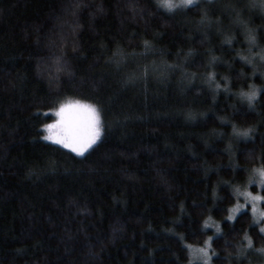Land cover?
Here are the masks:
<instances>
[{"label":"trees","instance_id":"obj_1","mask_svg":"<svg viewBox=\"0 0 264 264\" xmlns=\"http://www.w3.org/2000/svg\"><path fill=\"white\" fill-rule=\"evenodd\" d=\"M133 3L0 0V264H186V251L167 229L183 233L208 216L219 221L236 203L235 198L225 200L223 212L202 214L191 206L204 199L205 184L197 181L205 169L229 163V155L217 151L226 147L228 137L214 142L211 134L230 133L231 124L224 127L215 117H228L241 127L264 118L232 116L233 106L242 107L239 97L223 88L214 91L225 78L232 92L264 83L239 59L250 54L246 28L255 29L258 38L264 34V13L249 8L251 0H205L201 7L207 16L201 23L200 8L166 19L151 8L141 12ZM231 37L235 42L229 43ZM144 40L155 45L154 55H139ZM117 44L125 53L137 54L122 75L133 73L137 64L141 72L148 65L147 83L122 86V75L105 64ZM259 44L264 46V39ZM251 51L258 48L253 45ZM163 64L178 67L171 72ZM209 72L215 77L211 84ZM192 73L194 87L189 84ZM161 75L167 82L158 79ZM69 98L105 108V140L85 159L39 139L44 135L39 126L54 119L47 109ZM260 104L264 95L256 109L264 114ZM209 109L215 116L206 122L185 119L189 111L199 117ZM247 156L242 153L233 162L250 167ZM45 159L58 161L55 171L44 172ZM231 175L230 167L211 175L206 208L212 204L213 183ZM246 175L240 173L238 180ZM177 217L183 221L179 227L172 222ZM250 219V213L241 216L239 232L212 244L221 257L235 252L225 240L238 241ZM221 228L227 232L228 224ZM211 234L209 229L187 242L202 245ZM249 234L256 247L264 244L255 230ZM248 256L212 264H264V256Z\"/></svg>","mask_w":264,"mask_h":264},{"label":"snow or ice","instance_id":"obj_2","mask_svg":"<svg viewBox=\"0 0 264 264\" xmlns=\"http://www.w3.org/2000/svg\"><path fill=\"white\" fill-rule=\"evenodd\" d=\"M205 0H148L146 5H141L139 0H134L133 7L139 8L141 12L147 8H151L153 13H160L166 19H171L177 12H187L193 8L201 9V23L207 16V9L202 8L201 4ZM77 7L81 5L77 4ZM249 8H259L261 13H264V0H251L248 5ZM244 24L246 22L240 21ZM132 35H137L133 33ZM164 33L157 34L153 37V40L162 38ZM259 39H264V34H260L259 38L256 35V30L252 28H246V40L249 43V55L240 56L239 59L248 65L253 67V74H259L264 77V46L259 44ZM235 42V37L229 39V43ZM256 46L258 51L252 52L251 47ZM144 52L140 53L141 56L149 54H155V45L149 40L143 41ZM102 51L107 52L108 49L102 48ZM163 51V49H161ZM178 50L177 55H179ZM137 55L136 53H125L122 46L117 44L116 50L112 51L111 55L106 56L105 64L112 67L114 72L118 75H122L121 70L131 63V56ZM171 55V52H168ZM256 58V59H254ZM217 59L213 57V60ZM235 59V57L233 58ZM163 68L174 72L177 69V65L163 64ZM192 81L189 82L190 86L194 87L196 73H192ZM242 78L247 79L241 73ZM148 65H145L143 72L140 71V66L135 65V71L131 74L122 75L120 83L122 86H129L138 84L141 80L147 83L150 79ZM214 74L208 73L207 82L209 84L214 80ZM158 79L162 82H167L166 77L161 75ZM223 88L224 93H231L232 96L239 97L241 108H235L233 106L232 116H246L251 113L262 115L256 111L259 103V96L264 95V83L260 85L249 84L247 90H241L239 92H232L231 85L225 78L223 85L216 84L215 90ZM216 102V97H213V103ZM55 103V101H53ZM246 103L247 107L243 105ZM260 107H264V104H260ZM39 111V110H37ZM48 112H54L55 119L49 123H44L39 126V129L44 130V135L39 137L40 140L50 142L51 147H59L61 149H67L70 153L75 154V158L85 159L95 148L103 143L105 140V133L108 124L104 120L105 108L101 103H90L86 100L80 99H65L61 100L58 107L47 109ZM209 115L215 116V114L208 110L207 113H199V117L188 112L185 119L189 121L202 118L205 122ZM166 118V117H165ZM220 120L224 127H228L231 124V132H216L213 130L211 136L214 142H219L228 137L229 143L223 149H217L221 153H227L229 155L228 164H218L215 167H208L205 169V175L198 179V183L205 184L204 199L192 201L193 209H200V214L203 211L223 212L225 209L222 206L225 200H232L235 198L236 203L231 204L227 208V215L222 216L219 221H213L211 216L204 219L203 223L198 228H188L183 233H176L172 229H167L171 233L170 239H174L181 250V252L187 253L186 264H212L214 259H227L229 261L249 259L248 253L255 252L258 256H264V244L259 247L255 246L253 236L249 234L250 231L255 230V234L264 240V208L259 207L264 205V118L256 121L254 124H249L247 127H241L228 117H215ZM38 129V130H39ZM257 141H259V148H257ZM251 145V147H240L239 145ZM207 147V146H206ZM242 153H247V160L251 164L240 165L234 161V158H238ZM193 158L199 159L198 156ZM58 166V161L45 159L42 162V167L45 173L55 171ZM231 168L232 175L229 179H217L212 185V204L208 205L207 196V183L210 181L211 175H219L221 171H228ZM194 171L200 170L199 167L194 168ZM240 173H246L244 180H238ZM31 175V171L29 173ZM234 181H236L234 183ZM255 187L258 189L256 193H253L249 189ZM223 192V195H220ZM198 195L200 193H197ZM243 200V203L240 201ZM181 214L184 213V202L180 205ZM251 214V219L248 221V226L243 229V235L238 241L233 243L232 241L225 240V244L232 248H235V252H228L226 256L221 257L220 254L212 247V244L223 236H226L230 232H239L240 229L236 228V221L241 216H247ZM177 226H181L183 221L177 217L175 221ZM221 224H228L227 232L221 228ZM212 230V234L206 236L203 239L202 245L197 243H188V239L191 237H199L205 231ZM175 256L176 253H173Z\"/></svg>","mask_w":264,"mask_h":264},{"label":"rangeland","instance_id":"obj_3","mask_svg":"<svg viewBox=\"0 0 264 264\" xmlns=\"http://www.w3.org/2000/svg\"><path fill=\"white\" fill-rule=\"evenodd\" d=\"M261 11V10H260ZM56 64V63H55ZM54 65V64H53ZM57 65V64H56ZM56 65H54V67L56 66ZM69 99H71V98H69ZM58 107V106H57ZM53 114H54V112H52ZM56 117H55V114H54V119H55ZM53 119V120H54ZM51 122V121H50ZM49 123V122H48ZM255 188V187H254ZM256 189V191H258V189L257 188H255ZM250 191H252L253 193H256V191H253L252 190V187L249 189ZM261 195H264L263 193H261ZM242 202L241 203H243V200H241ZM259 207H261V208H264V205H260Z\"/></svg>","mask_w":264,"mask_h":264}]
</instances>
